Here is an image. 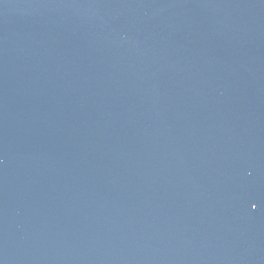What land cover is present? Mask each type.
I'll return each mask as SVG.
<instances>
[{
	"label": "water",
	"instance_id": "water-1",
	"mask_svg": "<svg viewBox=\"0 0 264 264\" xmlns=\"http://www.w3.org/2000/svg\"><path fill=\"white\" fill-rule=\"evenodd\" d=\"M0 264H264V0H0Z\"/></svg>",
	"mask_w": 264,
	"mask_h": 264
}]
</instances>
